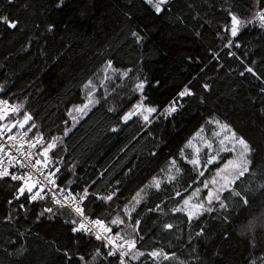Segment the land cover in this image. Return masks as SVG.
Listing matches in <instances>:
<instances>
[{
    "label": "trees",
    "instance_id": "16d2710c",
    "mask_svg": "<svg viewBox=\"0 0 264 264\" xmlns=\"http://www.w3.org/2000/svg\"><path fill=\"white\" fill-rule=\"evenodd\" d=\"M57 3L17 0L9 6L6 0H0V13L20 21L15 30L0 24V90L13 104L22 105V112L33 116L39 131L49 138L62 137L57 149L63 158V164L58 165L62 169L59 186L77 193L91 185L90 192L100 195L118 189V199L110 205L89 197L86 212L92 219L123 215V206L131 196L153 175L164 179L162 169L168 167V161L179 158L180 149L201 127L205 129L203 135H211L214 124L206 121L218 119L257 149L255 175L248 176L237 189L246 193L248 206L229 196L224 210L229 214L228 222L216 214H205L196 228H189L186 217L170 211L180 199L175 192L190 196L218 164L208 166L204 177L185 165L184 173L174 183L164 179L161 191L150 190L133 213L141 221L140 234L144 237L137 247L144 252H166L169 259L161 257L159 264H264V193L259 189L264 182V94L260 92L264 85L252 77L241 78L238 73L242 66L226 57L221 61L223 68L213 63L200 71L208 64L207 51H220L215 26L226 18L222 8L231 7L247 16L253 0H176L170 14L161 16L144 6L142 0H63L60 7ZM189 3L193 7L189 8ZM130 8L132 20L128 22L124 13ZM49 26L53 31H48ZM132 30L144 37L142 44L136 45L130 38ZM240 40L243 46L235 51L264 77V31L250 26ZM49 52L53 61L43 73L26 89L11 94L21 77ZM109 60L117 68L133 71L124 81L113 76L114 83L105 82V87H100L102 69ZM194 76L198 79L191 86L196 94L185 98L182 107L178 104L177 113L167 119L154 115L151 124L137 118L127 124L121 122L120 115L137 98L131 88L138 79L147 78L149 102L163 111ZM90 79L99 102L82 116L74 112L78 122L73 126L67 113L85 102L84 85ZM203 83L210 85L208 92L201 87ZM108 86L112 88L107 91ZM113 127L118 131L112 132ZM66 128L71 130L64 136ZM68 168H73L74 174ZM11 183L0 182V264H64L57 247L91 260L99 242L88 237H82L81 243L72 239L71 225L64 223L73 215L68 209H57L52 220L46 218L47 214L37 219L44 202L26 204L25 209L18 207L19 202L10 205ZM156 204L161 209L149 211ZM47 206L55 208L50 199ZM165 222L174 228L163 229ZM200 227L207 235L196 239ZM21 245L23 255L16 251ZM95 264H108V260L102 254ZM136 264L157 262L142 257Z\"/></svg>",
    "mask_w": 264,
    "mask_h": 264
},
{
    "label": "snow or ice",
    "instance_id": "6c2138e0",
    "mask_svg": "<svg viewBox=\"0 0 264 264\" xmlns=\"http://www.w3.org/2000/svg\"><path fill=\"white\" fill-rule=\"evenodd\" d=\"M16 3L17 0H6V4L9 6ZM142 3L156 16H161L166 13L170 14L176 0H142ZM62 4L63 0H58L56 6L60 7ZM23 7L27 9L28 5L25 3ZM188 7L191 8L193 5L189 3ZM222 11L225 13L226 18L223 24L215 26V39L219 42L217 47L220 51L208 50L206 53L208 64L204 65L200 71L203 72L208 65L213 63L223 68L224 65L221 61L226 57L238 61L242 66L238 73L241 78L252 77L259 81L261 85H264V77L258 74L255 68L250 66L235 51V49L242 48L240 37L250 26L253 28L259 27L264 31V0H253L247 16H242L240 13L233 11L231 7H224ZM130 12L131 8L124 13L128 22L132 20ZM176 19L180 20V17L177 16ZM206 22L212 26L211 21ZM0 24L5 25L8 29L15 30L18 28L20 21L8 14L0 13ZM48 31H53V28L49 26ZM196 35L199 36L200 33L197 32ZM130 38L136 45L142 44L144 40L141 33L136 30L130 31ZM255 64L256 62L252 61V65ZM132 71L133 69L131 68L124 70L117 68L109 60L102 69V79L99 86L105 87V82L114 83L113 76H118L121 81H124L126 78H130ZM197 79L198 76L192 77V80L177 92L176 97L169 101L168 106L163 111H160L157 106L149 102L145 87L148 83L147 78L138 79L134 87L131 88L132 95L137 98L120 115L121 122L127 124L133 118H137L142 120L144 124H151L154 115L167 119L178 112L177 105L179 104L182 107V101L185 98L195 96L196 93L191 85ZM156 83L158 85L159 81ZM93 86L94 82L90 79L84 85V89L87 90L85 102L74 106L73 109L68 111L67 115L72 119L73 126L78 122V118L73 115L74 112L82 116L99 102V98L92 91ZM201 87L204 92L210 90V85L207 83H203ZM260 92L264 94V87H261ZM22 107L20 104H10L9 101L0 99V121H7V123L0 126V182H12L9 185L13 189L12 199L8 200L10 205H14V201L19 202L18 207L25 209L26 204L44 202L39 213L36 214L37 219L47 214L46 218L49 220H52L57 215V209H68L73 215L66 218L64 223L71 225L72 239L76 243H81L82 237H88L89 241L94 238L99 242V246H95L91 260L85 255L73 254L70 249L62 250L57 247V252L65 258L64 264H77V262L79 264H95L96 258L102 254L108 260V264H114V262L115 264H136L142 257L151 258L157 264H159L161 257L164 260H168L169 255L160 249L144 252L137 247L138 242L143 241L144 237L140 234L141 221L135 219L133 213L142 204L150 190L161 191L164 179L169 184L174 183L184 173L185 165L191 166L199 177H204L205 172L209 170L208 166L217 164L218 160L220 161V164L217 165L216 176L210 182L207 179L203 181V189L206 191L205 196L199 195L201 192L200 188H196L188 197H184L179 190L175 192V197L180 199L176 200L178 206L173 207L170 211L173 215L182 214L183 217H186V223L189 228H196L205 214H216L217 218H222L225 222H228L229 214L224 210L227 208L225 201L229 196L236 198L237 203L242 202L245 207L249 204L246 193L237 189L239 184H242L248 176L255 175L253 169L256 164L255 155L257 149L229 124L213 118L206 121V123L215 125L212 132L214 139L202 136L201 133L205 129L201 127L180 149L179 158L169 160L168 167L162 169L164 179L153 175L151 181L140 187L125 203L122 209L123 215L117 213L111 219L101 217L92 219L87 215L85 201L89 197H94L96 200L110 205L111 202L118 199L119 190H110L104 195H100L94 191L90 192L89 188L91 185L77 193L61 188L57 181L62 169L58 165L63 164V158L58 156L57 149L60 147L62 137L51 135L49 138L48 135L39 131L33 116L27 111L22 112ZM108 110L110 112L114 111L112 108ZM215 129H219V131ZM70 130L66 128L64 136H67ZM111 131L117 132L118 129L113 127ZM197 138H199L200 142L194 143ZM217 144L219 147H216ZM189 148L192 149L191 155L187 151ZM202 149L206 150V160L201 157ZM221 153H227L232 158L222 156ZM152 155L155 156L156 153H152ZM67 171L74 174L73 168H68ZM262 175H264V172H262ZM95 183L93 181V184ZM259 189L264 193V182H261ZM49 199L51 204L55 205V208L47 206ZM217 207H219L221 212L217 213ZM160 209V204H156L155 208L149 209V211ZM60 214L62 215L63 212ZM181 222L184 223L185 221ZM125 228L131 231H125ZM162 228L171 230L174 225L165 222ZM114 229L120 230L116 231ZM20 235L24 236V233H20ZM205 235H207V232L204 227H200V230L195 232L196 239ZM227 238L225 237V239ZM189 242L191 243V240ZM11 243L16 242L12 241ZM16 251L23 255L25 249L21 245ZM193 251H195V248H193ZM9 255H12V253H9Z\"/></svg>",
    "mask_w": 264,
    "mask_h": 264
},
{
    "label": "rangeland",
    "instance_id": "374dc122",
    "mask_svg": "<svg viewBox=\"0 0 264 264\" xmlns=\"http://www.w3.org/2000/svg\"><path fill=\"white\" fill-rule=\"evenodd\" d=\"M53 61L52 59V54L51 52H49L48 54H46L42 59H40L24 76L21 77V79L15 84V86L13 87V89L11 90V94H15V93H19V91L26 89L33 81H35L42 73L43 71L50 65V63ZM112 86H108L107 91L111 90ZM94 93L95 91L92 90ZM78 114V113H76ZM79 116H81L80 114H78ZM215 127V125H214ZM217 131H219V129H215ZM211 131V135H203L201 133L202 136H206L210 139H214L212 137V132H213V128ZM199 138H197L194 143H199ZM216 147H219V145L217 144ZM192 153V149L189 148L188 149V154L191 155ZM222 156H228V158H232L229 154L227 153H221ZM201 157L202 159H207V155H206V150L202 149L201 150ZM217 164H220V161H217ZM211 166V165H210ZM216 176V171L214 173H212L209 177V179H207L209 182L212 180L213 177ZM201 189L200 192V196H205L206 195V191L203 189V185L201 187H199Z\"/></svg>",
    "mask_w": 264,
    "mask_h": 264
},
{
    "label": "built area",
    "instance_id": "2783aa9c",
    "mask_svg": "<svg viewBox=\"0 0 264 264\" xmlns=\"http://www.w3.org/2000/svg\"><path fill=\"white\" fill-rule=\"evenodd\" d=\"M0 99H4L9 101L10 104H13L9 97H6L3 95L2 91L0 90ZM179 109V108H178ZM22 118V117H21ZM4 123H7V121H0V126H2Z\"/></svg>",
    "mask_w": 264,
    "mask_h": 264
}]
</instances>
